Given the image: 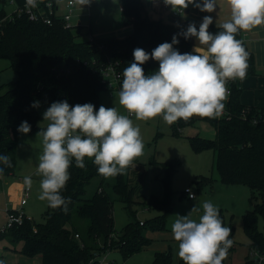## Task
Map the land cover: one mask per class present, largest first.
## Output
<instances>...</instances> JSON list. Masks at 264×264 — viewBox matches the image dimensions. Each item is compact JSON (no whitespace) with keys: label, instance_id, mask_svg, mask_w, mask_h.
I'll use <instances>...</instances> for the list:
<instances>
[{"label":"trees","instance_id":"obj_1","mask_svg":"<svg viewBox=\"0 0 264 264\" xmlns=\"http://www.w3.org/2000/svg\"><path fill=\"white\" fill-rule=\"evenodd\" d=\"M4 1L0 0V59L8 62L17 77L0 85L9 86L0 93V154H7L12 161L10 168L0 164V168H4L0 177L14 174L17 129L22 121L31 125V132L36 131L43 112L53 102L64 100L72 106L91 103L98 110L102 90L120 91L123 70L133 62L136 48L151 53L161 43H171L172 37L177 35L179 44L174 48L180 53L194 51L191 42L195 37L185 39L179 35L192 22L175 24L153 18L148 15L143 0H120L121 21L132 28L130 33L111 37L88 34L85 38H82L81 24L65 28L57 16L52 18L51 24H46L41 19H30L24 13L18 15L17 11L8 15L3 8ZM45 1L41 0L37 6H44ZM51 1L55 3V0ZM217 25H210L209 31L215 34L220 30ZM196 26L198 29L199 24ZM243 35L244 31L238 32L236 39L242 41L248 53L247 77L256 74V65L254 53L245 44ZM142 67L146 75H151L159 68V63L150 59ZM108 70L118 77L112 89H106L105 72ZM239 80L230 82L231 92L227 101L229 118L200 117L214 127V137L195 135L190 140L196 151L211 149L214 152V167L222 183L242 184L249 188L248 199L253 208L242 215L243 231L249 239L250 248L264 251V235L257 228L258 214L264 220V119L252 122L264 106L245 105L240 101L242 87L238 84ZM33 102H39L40 106L33 108ZM246 110L244 118L241 114ZM194 119H181L171 124L172 133L178 134L180 127L192 125ZM85 165L84 169H80L73 160L69 169L70 179L61 191L69 199L67 210L47 205L42 222L24 218L21 224L12 225L0 236L7 235L13 241H21V253L28 257L39 255L40 264H98L97 257L110 250H118L123 259L140 251L150 243L143 234L144 228H165V217L172 211L171 178L178 165L177 160L160 165L162 194L148 200L149 207L159 214L145 221L133 219L118 233L114 230L113 200L102 186L105 177L98 173L91 159L85 158ZM93 177L100 178L99 187L86 197V184ZM140 179L139 175L131 179L123 174L117 175L111 187L130 210L141 189ZM211 183V176H199L197 187L201 189ZM132 214L134 216V212ZM219 214L224 226L231 229L229 238L233 244L228 251L230 253L236 243L234 227L225 220L220 210ZM83 220L86 224L81 227ZM151 264H183V261H172L167 250L155 252ZM222 264L228 263L224 260ZM244 264L254 263L246 257Z\"/></svg>","mask_w":264,"mask_h":264},{"label":"clouds","instance_id":"obj_2","mask_svg":"<svg viewBox=\"0 0 264 264\" xmlns=\"http://www.w3.org/2000/svg\"><path fill=\"white\" fill-rule=\"evenodd\" d=\"M92 0H70L79 6ZM174 11L183 14L190 4L201 12L217 10L216 0H163ZM230 20L217 25L215 34L209 31L213 17L205 15L199 28L195 23L180 33L185 39L195 37L198 46L193 52L180 53L177 35L171 43L164 42L146 52L133 51V62L123 70V81L118 93L119 105L137 120L156 117L173 124L188 121L193 116L216 118L222 115L228 96L229 80H243L247 74L248 53L242 41L236 39L240 31H249L264 24V0H227ZM35 8L36 0H27ZM150 59L159 63L157 71L146 75L142 65ZM38 108L39 102H33ZM47 125L37 133L42 138V154L38 158L37 175L41 201L52 208L67 210L69 199L61 194L70 179L73 160L84 169L85 158L91 159L104 177L123 174L132 162L143 154V142L138 125L116 107L101 105L98 110L91 103L70 105L67 100L53 102L44 112ZM18 132L27 134L31 125L22 121ZM0 164L12 167L11 158L0 154ZM4 168H0L2 174ZM24 184L30 189L31 176ZM193 206L186 215H179L171 225L173 238L178 242V257L183 264H222L233 241L231 229L224 226L219 209L211 201L202 204V215L193 219ZM0 264L4 261L0 260Z\"/></svg>","mask_w":264,"mask_h":264},{"label":"rangeland","instance_id":"obj_3","mask_svg":"<svg viewBox=\"0 0 264 264\" xmlns=\"http://www.w3.org/2000/svg\"><path fill=\"white\" fill-rule=\"evenodd\" d=\"M219 7L224 13H229L227 0H219ZM216 0V4L219 3ZM99 5L104 7L99 9ZM120 0H92L90 5L84 7L74 5V15L81 20L82 38L88 35L87 26L90 23L95 34L118 33L119 28L124 25L120 19ZM159 6V4H158ZM149 15L156 16L153 10L148 11ZM264 71V67L262 68ZM9 64L5 59H0V75L8 74ZM9 86L0 87V93ZM107 89V88H106ZM119 91L102 90L99 94L100 103L107 107H116L121 114L128 115L119 105ZM251 90L243 88L240 96L243 100L250 99ZM129 116V115H128ZM192 125L180 127L178 134L172 133V125L166 123L162 117L151 120H137L135 115L129 116L134 125L140 128L143 142V154L137 157L126 169L123 175L127 178L141 176V189L138 192L136 203L131 210L124 202L118 199V195L113 192L112 185L115 177H105L102 186L113 200L112 215L114 220V230L118 233L125 224L133 219L140 221L148 220L159 212L149 207V199L152 196L159 197L163 188L160 181V165L166 161L177 160L178 165L171 178V206L172 211L165 217V228L151 230L149 227L143 229V234L150 243L145 245L140 251L133 253L123 259L118 250L106 252V258L113 264H151L155 252L169 250L172 261L178 262V242L173 238L171 225L179 215H186L195 206L200 211L192 213L193 219H199L202 215V204L211 201L223 214L225 220L234 227L233 238L235 248L228 253L225 261L228 264H244L249 256V239L243 231L242 215L247 210L253 208L249 202L250 190L246 185L222 183L214 167L215 154L211 149L196 151L190 138L198 135L204 138L214 137V127L198 116H193ZM47 121L43 119L38 123L39 129L27 134L18 133L16 148V166L14 174L0 177V229L7 221V209L21 210L34 222H42L48 202L39 199L40 176L37 175L38 158L42 154V138L37 135L41 128L46 127ZM25 176L33 179L27 203L20 205L21 190L26 186L23 182ZM199 176H211L212 183L205 184L201 189L197 187ZM138 179V177H137ZM100 178L93 177L86 184L85 196H91L99 187ZM189 188L194 192L193 199L188 198L183 192ZM137 196V195H136ZM136 198V197H135ZM144 201V203H143ZM134 212V216L132 214ZM85 220L81 221V227L85 226ZM257 228L264 235V220L261 215L257 216ZM3 234V232H1ZM21 241H13L9 236H0V260L4 264H39L40 256L28 257L21 253Z\"/></svg>","mask_w":264,"mask_h":264},{"label":"crops","instance_id":"obj_4","mask_svg":"<svg viewBox=\"0 0 264 264\" xmlns=\"http://www.w3.org/2000/svg\"><path fill=\"white\" fill-rule=\"evenodd\" d=\"M40 1L41 0H36V2H40ZM143 2L146 7L147 13L149 10L150 11L153 10L155 12L156 16H152L153 18H160L175 24L181 23L183 21H190L192 23L200 24L202 22V18L205 15H210L213 17V24H221L230 20V9H229V13H224L222 9L219 7L220 5L219 0H218L219 3L217 4V10L215 12L212 13L201 12L198 8L190 4L186 9H184L183 14L174 11L171 8V6L166 5L163 2V0H143ZM26 4H27V0H5L3 2V8L5 9L6 13L9 15L17 8L25 6ZM1 5L2 4L0 3V6ZM64 5H65V0H55L56 12L58 14H61L63 12L65 7ZM103 7H104L103 5H99V9ZM119 17L121 19V16ZM74 19H76L77 23L80 22V24L83 26L81 20H79L76 16H74ZM87 31L88 34L95 35L98 37H111V36H122L128 34L132 31V28L128 25H122L121 29L119 28V31L116 34L114 33L95 34L91 29V24L89 23L87 26ZM243 39L247 47L254 53L256 74L247 76L243 80L238 81V84L240 87H242V89L249 88L251 90L250 99H248V101H245L240 96V101L245 105H255L258 107H263L264 106V71L262 68L264 67V24L260 26H256L249 31H244ZM191 46L193 49H195L198 46V41L196 38H192ZM16 77H17L16 73L9 67L8 74L6 73L5 76L0 75V85L12 82L16 79ZM6 181L7 179L5 178L4 182Z\"/></svg>","mask_w":264,"mask_h":264},{"label":"built area","instance_id":"obj_5","mask_svg":"<svg viewBox=\"0 0 264 264\" xmlns=\"http://www.w3.org/2000/svg\"><path fill=\"white\" fill-rule=\"evenodd\" d=\"M39 2H36V5H38ZM74 3H70V0H65V7L64 10L61 14H58L56 12V6L55 3L51 0H47L44 2V6H36V9H33L31 6L26 4L23 8H17L15 11H17V14L20 15L22 13L27 14V16L30 19H41L43 22L46 24H51L52 23V18L57 16L61 19L63 27L65 28H72L75 25H79L74 19ZM158 68L155 70L157 71ZM106 76V87L107 89H112L116 86L117 83V74H112L109 70L105 72ZM230 82L229 80L226 84V88L228 89V96L225 101H223L225 107L223 110L222 115L219 116V118L224 117V118H229V112L227 108V101L231 92L230 89ZM111 91V90H110ZM246 111H242V117H246ZM129 116L132 114L127 113ZM259 119H264V110L261 112H258L254 118H252V122L256 123ZM29 192L30 189L27 186H23L22 191H21V199H20V205H24L29 197ZM184 193L187 194L189 198L195 197L194 192L190 190L189 188H185L183 190ZM31 219L29 216L25 215V213L21 210H14V209H7V221L5 226L0 229L1 232H5L7 229H9L12 225L14 224H21L23 219ZM77 237L78 235L75 234ZM106 252L101 254L100 256L97 257V262L98 264H113L112 261L108 260L106 258ZM248 258L253 261L254 264H264V251H261L256 248H250L249 256ZM90 264V263H89Z\"/></svg>","mask_w":264,"mask_h":264},{"label":"water","instance_id":"obj_6","mask_svg":"<svg viewBox=\"0 0 264 264\" xmlns=\"http://www.w3.org/2000/svg\"><path fill=\"white\" fill-rule=\"evenodd\" d=\"M78 24H80V22H78Z\"/></svg>","mask_w":264,"mask_h":264}]
</instances>
